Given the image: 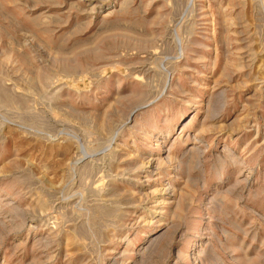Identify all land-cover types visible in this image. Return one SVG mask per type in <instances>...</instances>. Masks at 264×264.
<instances>
[{"label":"rangeland","instance_id":"obj_1","mask_svg":"<svg viewBox=\"0 0 264 264\" xmlns=\"http://www.w3.org/2000/svg\"><path fill=\"white\" fill-rule=\"evenodd\" d=\"M0 264H264V0H0Z\"/></svg>","mask_w":264,"mask_h":264}]
</instances>
